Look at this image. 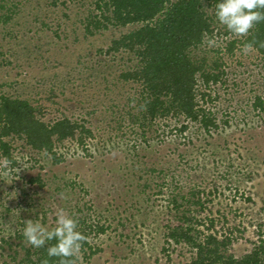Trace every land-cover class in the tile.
I'll use <instances>...</instances> for the list:
<instances>
[{
    "label": "rangeland",
    "instance_id": "374dc122",
    "mask_svg": "<svg viewBox=\"0 0 264 264\" xmlns=\"http://www.w3.org/2000/svg\"><path fill=\"white\" fill-rule=\"evenodd\" d=\"M106 1L0 0V102L27 101L48 125L66 118L92 132L83 142L81 129L55 137L60 162L24 138L5 139L13 161L0 158V264L34 251L26 220L51 229L60 209L94 230L88 242L100 251L81 250V264H190L192 247L169 237L187 224L230 234L228 253L243 257L264 240V53L245 54L247 35L229 32L205 4L214 32L191 57L219 66L218 83L197 86L198 108L217 127L175 111L153 118L143 84L124 77L141 67L139 49H112L143 24L97 29Z\"/></svg>",
    "mask_w": 264,
    "mask_h": 264
},
{
    "label": "trees",
    "instance_id": "16d2710c",
    "mask_svg": "<svg viewBox=\"0 0 264 264\" xmlns=\"http://www.w3.org/2000/svg\"><path fill=\"white\" fill-rule=\"evenodd\" d=\"M216 3L217 0H107L104 5L97 4V8L104 11L101 19L95 22L97 29L107 28L109 25L125 27L143 24L122 40L115 41L112 49H139L141 67L124 77L143 84L147 96L143 98L147 115L155 118L160 113L164 115L175 111L200 123L206 131L217 127L215 119L198 108L197 86L200 80L206 88L211 83H218L221 73L215 70L219 66H212L208 70L203 62L199 65L191 57V50L202 44L205 36L213 35L214 17L207 15L204 5L208 4L215 11ZM261 42H264V21L255 25L243 41L244 44L252 43L254 48L264 53ZM234 45L235 41H232L228 48L230 52ZM199 95L204 98L207 96L206 93ZM255 107H262L260 99ZM79 129L82 142L84 135H92L84 126L66 118L48 125L27 101L4 98L0 102V158L5 157L7 162L13 161L10 144L5 139L17 136L26 139L34 149L52 153L55 160L60 162L53 152L54 138L62 142L75 137ZM185 129L186 125L182 131ZM78 222L79 230L86 237L81 250L88 249L90 256L97 254L100 250H94L88 242L89 234L94 230L86 225L85 220L78 219ZM212 229L213 226H209L208 230ZM96 232L104 233L105 228L98 226ZM169 237L176 243L184 241L192 247L196 256L190 264H264L263 239L250 253L237 258L228 253L229 246L233 243L230 234L219 238L218 234H203L198 228L187 224L173 230ZM47 247L46 244L41 248L34 247V251L28 249L26 259L19 264H44L45 261L48 264H59V258L48 257ZM88 258L89 256L85 257ZM76 264H81L79 259Z\"/></svg>",
    "mask_w": 264,
    "mask_h": 264
},
{
    "label": "clouds",
    "instance_id": "9594fccd",
    "mask_svg": "<svg viewBox=\"0 0 264 264\" xmlns=\"http://www.w3.org/2000/svg\"><path fill=\"white\" fill-rule=\"evenodd\" d=\"M215 19L232 34L248 35L255 25L264 21V0H217ZM260 46L264 47V42ZM252 50V43L245 44L242 49L245 54ZM61 198H64L63 194ZM22 234L33 247L41 248L47 244L48 257L59 258V264H76L82 242L86 239L79 230L78 220L63 209L56 214L55 227L49 229L39 219H28ZM52 241L54 243H49Z\"/></svg>",
    "mask_w": 264,
    "mask_h": 264
}]
</instances>
